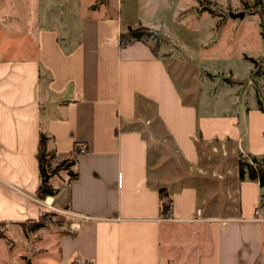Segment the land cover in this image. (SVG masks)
Here are the masks:
<instances>
[{"label":"crops","instance_id":"obj_1","mask_svg":"<svg viewBox=\"0 0 264 264\" xmlns=\"http://www.w3.org/2000/svg\"><path fill=\"white\" fill-rule=\"evenodd\" d=\"M12 1L0 11V222L36 220L42 207L66 214L77 236L59 238L62 264H264V187L238 178L240 154L264 157L256 89L233 81L242 88L230 95L235 108L215 111L190 48L174 45L156 18L133 21L119 9L61 37L32 25L29 0ZM138 28L185 59L160 56L152 42L122 45ZM41 129L58 161L85 146L78 177L63 187L54 181L65 174L52 179L59 192L44 201L35 196ZM162 188L173 197L168 218Z\"/></svg>","mask_w":264,"mask_h":264},{"label":"rangeland","instance_id":"obj_2","mask_svg":"<svg viewBox=\"0 0 264 264\" xmlns=\"http://www.w3.org/2000/svg\"><path fill=\"white\" fill-rule=\"evenodd\" d=\"M15 1L23 6L24 0ZM29 1L32 25L41 24L42 27L56 29L61 37L76 38L81 35L85 19H109L117 16L119 9L133 21L142 18L153 22L156 18L169 33L175 34L172 41L174 45L181 49L190 48V64L194 69V64H197V70L203 80L201 90L210 93L215 111L229 112L235 108L237 101L230 98V95L234 92L238 94L242 88H238L239 85L230 86L228 80L244 79L245 89L252 92L254 87L257 93L259 91L263 95L262 98L264 97V79L254 75L253 63L245 58L248 56L261 60L264 57V40L261 34V22L264 17L244 12L243 2H252L251 0H203L202 4L198 0ZM12 2L0 0V11L6 7L8 12ZM206 7L214 12L216 18L211 17L208 11L203 13L202 10ZM234 15L240 16L233 17ZM39 16L43 17L39 19ZM219 21L222 22V27L218 26ZM9 22L11 19L6 18L1 24L4 27ZM146 35L144 39L155 45L160 56L169 57L168 52H171L170 56L185 59L183 52L171 42H163L157 37ZM248 77L255 79V83L246 82ZM178 84L183 87L181 81ZM244 93H247L246 90ZM242 99L239 98L238 101L241 102ZM64 176L65 179H56L55 185L66 186L68 177ZM59 232L60 227L55 224L29 235L25 234L19 224L7 225L4 230L7 239H0V264H62L58 250Z\"/></svg>","mask_w":264,"mask_h":264},{"label":"trees","instance_id":"obj_3","mask_svg":"<svg viewBox=\"0 0 264 264\" xmlns=\"http://www.w3.org/2000/svg\"><path fill=\"white\" fill-rule=\"evenodd\" d=\"M252 2L244 1V12L249 15H258L261 18L264 17V0H251ZM202 4L203 0H198ZM203 13L207 12L211 17H215L214 12L207 7L202 10ZM249 11V12H248ZM216 18V17H215ZM222 22L219 21L218 26L221 27ZM262 38L264 40V21L261 22ZM155 38L156 34L147 28L131 29L127 33L121 35V44H131L134 41H146L144 36ZM147 42V41H146ZM245 58L251 61L255 67L254 75L258 78H264V57L261 60L256 58ZM229 84H234L233 81L228 80ZM264 86V85H263ZM257 95V101L259 103V110L264 111V105L259 91ZM257 93V94H258ZM53 136L50 135L46 130L41 129L39 133V140L36 151V160L39 168V185L35 192L37 199L44 201L48 197L56 196L59 190L52 184V179L56 177H62L65 174L68 177V181L74 180L78 177L76 170L78 158L85 149L82 143L76 142L73 150L66 156L62 161L57 160L56 149L53 146ZM86 151V150H85ZM238 159V178L241 182L249 181L256 182L261 188L264 187V157L258 156H244L240 154ZM160 199V215L162 218L170 216L173 209V197L171 192L162 188L159 190ZM260 206H264V196L261 198ZM68 209V208H67ZM57 225L60 227L59 238H75L77 236L76 231L70 227V218L66 214L57 213L56 211L45 210L41 208V214L36 220H27L20 222L19 225L23 228L26 235L30 233L38 232L50 225ZM8 222H0V239H7L4 230H6ZM67 264H91L90 262L80 257H75L72 261Z\"/></svg>","mask_w":264,"mask_h":264},{"label":"water","instance_id":"obj_4","mask_svg":"<svg viewBox=\"0 0 264 264\" xmlns=\"http://www.w3.org/2000/svg\"><path fill=\"white\" fill-rule=\"evenodd\" d=\"M240 15H234L233 17H239ZM242 17H243V14L241 15ZM160 37L162 38V39H164V40H166L167 38L164 36V35H162V34H160ZM232 81H234V82H240V81H237V80H232Z\"/></svg>","mask_w":264,"mask_h":264},{"label":"built area","instance_id":"obj_5","mask_svg":"<svg viewBox=\"0 0 264 264\" xmlns=\"http://www.w3.org/2000/svg\"><path fill=\"white\" fill-rule=\"evenodd\" d=\"M168 218V217H167Z\"/></svg>","mask_w":264,"mask_h":264}]
</instances>
